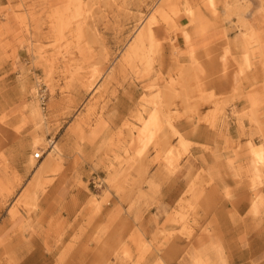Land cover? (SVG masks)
<instances>
[{"label": "rangeland", "instance_id": "rangeland-1", "mask_svg": "<svg viewBox=\"0 0 264 264\" xmlns=\"http://www.w3.org/2000/svg\"><path fill=\"white\" fill-rule=\"evenodd\" d=\"M231 116L263 179L264 0H0V264H225L205 169L159 195Z\"/></svg>", "mask_w": 264, "mask_h": 264}, {"label": "crops", "instance_id": "crops-1", "mask_svg": "<svg viewBox=\"0 0 264 264\" xmlns=\"http://www.w3.org/2000/svg\"><path fill=\"white\" fill-rule=\"evenodd\" d=\"M261 19L260 16L257 17L255 24L260 23ZM237 104L241 109V101ZM220 125L218 123L216 127L211 126L203 141L190 138L195 143L191 147V152L195 154L194 156L205 154L206 164L197 159L187 166V160L185 158L181 160L179 169L163 182V190L159 197L167 203L171 201L176 203L186 189L183 178L186 176L187 167L192 168L193 174L199 168H204L205 177L207 181L211 180V183L206 187L204 193L206 199L198 213L201 216L200 222L206 225V230L216 233V239L212 240L221 244L226 258L224 263L264 264V205L258 214L251 211V197L254 193L251 185L252 183L262 185L257 189L264 194V178L256 179L253 156L249 154L250 133L247 132L245 135L247 138H242L241 127L233 116L223 128ZM203 144L211 147L212 153H205L201 146ZM182 168L185 169L183 174ZM201 200L202 197H199L198 201ZM203 232L205 230L201 229L200 233ZM205 235L204 242H200L198 238L195 240L196 248H201L202 243L206 247L212 246L206 232ZM168 264L179 263L175 260Z\"/></svg>", "mask_w": 264, "mask_h": 264}, {"label": "bare ground", "instance_id": "bare-ground-1", "mask_svg": "<svg viewBox=\"0 0 264 264\" xmlns=\"http://www.w3.org/2000/svg\"><path fill=\"white\" fill-rule=\"evenodd\" d=\"M154 21H153V19H151V21H150V23L146 26V29L145 30H143L142 32V36L144 37V33L147 31V33H149L150 35H152V33H153V30H152V23H153ZM33 107V106H32ZM38 141V140H37ZM55 142L53 141L52 143H51V146H52V150H50V153L51 152H54L55 154H60V151H59V149H58V147L56 146V144H54ZM183 144H186V142H185V140H183ZM36 153V154H35ZM37 154H39V155H41V157H42V155H43V153H40V152H34V157L35 158H37L36 157V155ZM254 156H256L255 157V161L257 162V163H259V164H264V149L263 148H259V149H254ZM54 155V154H53ZM52 155V156H53ZM38 159V158H37ZM50 161H52V160H50ZM50 163V162H49ZM258 164V165H259ZM48 166H49V164L47 163L46 165H44V166H42L41 168H40V173H44L46 170H47V168H48ZM50 166H51V164H50ZM260 166V165H259Z\"/></svg>", "mask_w": 264, "mask_h": 264}, {"label": "built area", "instance_id": "built-area-1", "mask_svg": "<svg viewBox=\"0 0 264 264\" xmlns=\"http://www.w3.org/2000/svg\"><path fill=\"white\" fill-rule=\"evenodd\" d=\"M36 157H37V158H40V157H41V155L37 154V155H36Z\"/></svg>", "mask_w": 264, "mask_h": 264}]
</instances>
